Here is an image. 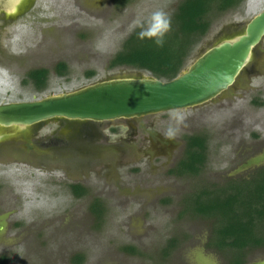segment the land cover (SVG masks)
I'll use <instances>...</instances> for the list:
<instances>
[{
    "label": "rangeland",
    "instance_id": "obj_1",
    "mask_svg": "<svg viewBox=\"0 0 264 264\" xmlns=\"http://www.w3.org/2000/svg\"><path fill=\"white\" fill-rule=\"evenodd\" d=\"M56 1L46 3L48 27L39 35L45 38L40 49L32 46L36 54L0 50V103L111 77L153 76L133 67L109 68L108 62L134 29L141 30L139 24L156 12L168 17L177 0H130L124 7L113 0ZM263 7L264 0H244L218 17L186 67L208 47L241 33ZM27 61L50 70L42 91L20 85ZM59 62L66 74L57 76ZM21 132L0 128V264H225L222 252L207 247L210 220L183 214L182 199L198 185L264 165V37L235 84L205 104L134 119H56L25 130L36 139L58 138V150L49 154L20 151L22 143L12 140L22 141ZM196 133L208 138L201 174L168 175L182 153L183 136ZM73 183L88 188L84 198L68 192ZM94 197L106 202L98 224L89 208ZM171 237L178 243L164 255ZM78 254L83 260L75 263ZM244 259L260 264L264 251L250 249Z\"/></svg>",
    "mask_w": 264,
    "mask_h": 264
},
{
    "label": "trees",
    "instance_id": "obj_2",
    "mask_svg": "<svg viewBox=\"0 0 264 264\" xmlns=\"http://www.w3.org/2000/svg\"><path fill=\"white\" fill-rule=\"evenodd\" d=\"M130 0H115L124 7ZM244 0H177L167 17L170 29L164 36L162 46L152 39H141L140 29L134 31L122 42L120 49L110 58L109 68L127 66L146 70L153 76L170 80L185 67L186 61L196 45L207 35L212 25L222 14L240 8ZM56 71L66 74V65L59 62ZM94 72H88V77ZM35 89L42 91L47 80V70L33 71L30 76ZM26 78L22 81L25 82ZM253 102V101H252ZM255 102V101H254ZM184 146L180 157L168 169V175L175 177H197L208 161V138L205 134L183 136ZM183 214L210 220L211 232L207 247L225 256V264H243L245 253L250 249H264V165L244 176L228 177L221 183H205L192 189L183 199ZM98 223L104 205L93 202L90 205ZM177 239L168 240L164 255L176 247ZM134 252L132 246L125 248ZM247 250V251H246ZM4 259L1 256L0 262ZM83 260L75 256V263Z\"/></svg>",
    "mask_w": 264,
    "mask_h": 264
},
{
    "label": "water",
    "instance_id": "obj_3",
    "mask_svg": "<svg viewBox=\"0 0 264 264\" xmlns=\"http://www.w3.org/2000/svg\"><path fill=\"white\" fill-rule=\"evenodd\" d=\"M263 37L264 7L241 33L208 47L170 80L146 75L111 77L39 99L3 102L0 128L25 131L56 119H134L205 104L235 84Z\"/></svg>",
    "mask_w": 264,
    "mask_h": 264
},
{
    "label": "flooded vegetation",
    "instance_id": "obj_4",
    "mask_svg": "<svg viewBox=\"0 0 264 264\" xmlns=\"http://www.w3.org/2000/svg\"><path fill=\"white\" fill-rule=\"evenodd\" d=\"M48 1L52 0H0V50L9 51L7 47H11L10 50L12 51V54L18 55L20 57L28 56L30 54H36V50L41 45H43L45 40V38H41L39 35H44L43 31H45V29L48 27L46 26L48 24L47 18L49 17L47 16L46 12L48 9L46 3ZM113 1L114 4H116L115 0ZM56 2H58V0ZM36 39L38 40L37 42ZM36 43L38 44L37 47L35 46V50V48L32 46L36 45ZM4 47H6L7 49ZM22 48H24L23 51ZM31 62L27 63L29 65L24 68L25 70L20 80V85L22 86H26L27 84H32L33 86H35L34 80L31 79L29 76L33 71L36 70L41 71L43 69H46L48 80L50 70L44 67L42 64L35 63V65L30 66ZM57 65L58 63L55 65L53 73L58 76V72L56 71ZM16 69L15 71L22 72L21 68H19V70ZM254 70H256V68H254L253 66L251 71ZM23 78H26L27 80H25L24 82L22 81ZM19 138L12 141L15 142V144L16 142L22 143L20 147H18L20 151H24L27 153H37L38 151H42L43 153L49 154L54 153L58 150V138L36 139L35 137L25 133L24 130H22L21 132V138H23L22 141H20ZM77 147L80 148L79 146ZM77 147L76 149H78ZM77 152L82 155L81 151L76 150V154H78ZM67 187L68 192L71 193V196L75 197L76 199L84 198L88 189L80 183L69 184ZM95 201L102 205L106 203L102 198L94 197L90 204ZM261 250L264 251V249ZM249 263L251 262L245 261L243 264ZM260 264H264V261H261Z\"/></svg>",
    "mask_w": 264,
    "mask_h": 264
},
{
    "label": "clouds",
    "instance_id": "obj_5",
    "mask_svg": "<svg viewBox=\"0 0 264 264\" xmlns=\"http://www.w3.org/2000/svg\"><path fill=\"white\" fill-rule=\"evenodd\" d=\"M138 26L141 28V32L139 33L141 39H152L155 44L162 46L164 36L170 29V21L164 13L156 12L153 14L149 23L145 24L142 22Z\"/></svg>",
    "mask_w": 264,
    "mask_h": 264
}]
</instances>
